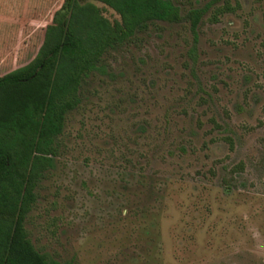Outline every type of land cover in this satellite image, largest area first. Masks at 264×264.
Masks as SVG:
<instances>
[{
	"label": "rangeland",
	"instance_id": "rangeland-1",
	"mask_svg": "<svg viewBox=\"0 0 264 264\" xmlns=\"http://www.w3.org/2000/svg\"><path fill=\"white\" fill-rule=\"evenodd\" d=\"M171 1L183 19L109 49L66 115L26 221L61 263L264 264V0ZM61 3L30 4L0 74L35 56Z\"/></svg>",
	"mask_w": 264,
	"mask_h": 264
},
{
	"label": "trees",
	"instance_id": "trees-1",
	"mask_svg": "<svg viewBox=\"0 0 264 264\" xmlns=\"http://www.w3.org/2000/svg\"><path fill=\"white\" fill-rule=\"evenodd\" d=\"M32 3L36 0H0V45L26 36L25 24L36 22L27 14ZM101 4L119 18L109 19ZM224 9L231 8L217 9L213 19ZM204 12H187L192 31ZM34 16L44 17L45 11ZM182 19L171 0H62L44 26L35 56L0 74V264H71L37 249L26 228L38 183L57 155L66 115L80 102L86 77L104 72L109 49L154 21Z\"/></svg>",
	"mask_w": 264,
	"mask_h": 264
}]
</instances>
